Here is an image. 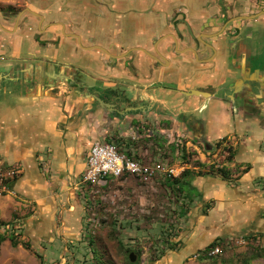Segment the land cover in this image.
I'll use <instances>...</instances> for the list:
<instances>
[{"label": "crops", "instance_id": "1", "mask_svg": "<svg viewBox=\"0 0 264 264\" xmlns=\"http://www.w3.org/2000/svg\"><path fill=\"white\" fill-rule=\"evenodd\" d=\"M224 5L231 17L264 13V0H0V163L20 168L11 182L14 193L0 196V239L16 238L21 231L32 245L80 238L89 206L101 196L81 180L97 141L138 154L166 150L171 165L185 160L177 177L184 224L159 264L205 260L213 242L221 246L224 238L260 235L264 111L234 114L220 95L181 92L219 87L226 48H220L214 64H186L183 59H192L183 55L181 63L171 57L172 63L157 66L138 49L151 50V40L163 32L159 28H173L178 18L196 33L215 30L223 23L215 17ZM246 22H259L264 29L263 16ZM142 35L144 40L138 38ZM133 59L136 75L130 69ZM92 94L112 105L101 106ZM143 123L157 136L136 131ZM168 133L183 135V156L167 145ZM216 146H223L222 169L211 165ZM102 187V197L112 196L119 220L125 206L142 208L152 198L131 174L110 176Z\"/></svg>", "mask_w": 264, "mask_h": 264}, {"label": "rangeland", "instance_id": "2", "mask_svg": "<svg viewBox=\"0 0 264 264\" xmlns=\"http://www.w3.org/2000/svg\"><path fill=\"white\" fill-rule=\"evenodd\" d=\"M185 7L189 8L187 5ZM124 198L126 202L130 201L127 196L122 195L121 199ZM114 206L111 195L100 196L99 202L95 200L89 206L80 238L74 240V243L60 239V243L56 245L53 242L32 245L31 241H26L28 239L23 231L15 234L19 242L17 245L10 239H0V264H159L169 248L165 247L161 256H153L154 246L160 243L161 236L160 227L153 226L152 223L153 218L157 217V211L147 213V208L133 209L127 205L120 212L124 220H119V213ZM183 224L184 220L181 218L179 231ZM60 231L61 229H56L55 233H61ZM259 234L224 238L221 250L216 255L184 263L264 264V230ZM37 235L40 233L37 232ZM41 239L42 237L40 241ZM26 242L31 244L30 248L24 246ZM131 251L136 253L135 262L130 261Z\"/></svg>", "mask_w": 264, "mask_h": 264}, {"label": "flooded vegetation", "instance_id": "3", "mask_svg": "<svg viewBox=\"0 0 264 264\" xmlns=\"http://www.w3.org/2000/svg\"><path fill=\"white\" fill-rule=\"evenodd\" d=\"M239 5V3H230L229 7L236 8ZM226 6L228 7V5ZM224 7L225 5L220 6L215 17V22L224 18L223 23L215 30L196 33L194 28L184 27L183 18H178L172 24L173 28H159L163 32L151 40V50L144 47H138V49L144 51L153 61V65L157 66L166 62L172 63L171 57L177 58L181 63L180 58L183 55L192 59H183L182 62L186 64L192 62L214 64L220 55V48L225 47L228 55L226 69L223 71L224 73H221L223 75L222 84L219 87L208 84L199 87L198 90L211 94L209 97L216 94L222 96L223 100L231 105L234 114L242 109L244 114L260 116L264 111V29H261L259 22L254 26H249L246 21L260 16L264 17V13L253 19H236L226 24L233 17L228 16V11L224 10ZM236 21H243V23L233 25ZM180 23L183 27L178 26ZM166 25H168L167 22ZM138 38L144 40L146 35ZM164 42H169V45L163 47ZM203 51H208L209 54L203 56ZM167 52H171L172 56H166ZM230 68L233 69L230 70ZM130 69L134 75L138 74V67L134 59L131 60ZM150 71L152 72V69ZM88 90L93 92L94 89L88 88ZM118 92L121 94V98L126 93L123 90ZM126 107L128 106H125L123 110ZM162 108L160 106V109Z\"/></svg>", "mask_w": 264, "mask_h": 264}, {"label": "built area", "instance_id": "4", "mask_svg": "<svg viewBox=\"0 0 264 264\" xmlns=\"http://www.w3.org/2000/svg\"><path fill=\"white\" fill-rule=\"evenodd\" d=\"M147 125V123L140 124L137 126L136 131L144 129L148 135L152 133L157 136L153 126ZM167 138L169 141H167V145H175L177 155L183 156V135L175 138L172 133H168ZM224 145L226 144L224 143ZM222 149L223 146L220 148L216 146L215 154L213 155L214 160L211 162L214 168L222 169L226 166L219 158V153ZM165 154L166 150L158 152L147 151L138 154L125 146L113 142L97 141L91 147L87 159V167L81 179L83 183L89 186L92 194L101 195V197L103 192L102 181L107 180L110 176L121 178L125 174H131L139 180L142 187L152 195L147 205L142 206V208L144 210L147 208V213H152V210L157 211V217L153 218L152 223L153 226L157 225L160 227L161 236L159 239L160 243L158 242V245L156 243L154 246L153 256L155 258L162 255V250L165 247L169 248L173 237L178 233L181 220V209L179 208L184 204L183 201H180L182 197L176 179L178 173L186 166L185 160L182 159L180 165H171L165 160L167 159ZM19 174L20 168L18 166L13 165L5 168L0 163V196L14 193L11 188V182ZM165 181H170V183L166 184L164 183ZM220 250L221 246L217 244L208 249L206 255L208 257L214 256Z\"/></svg>", "mask_w": 264, "mask_h": 264}, {"label": "water", "instance_id": "5", "mask_svg": "<svg viewBox=\"0 0 264 264\" xmlns=\"http://www.w3.org/2000/svg\"><path fill=\"white\" fill-rule=\"evenodd\" d=\"M28 11H31V9L27 8ZM32 12V11H31ZM260 13H257V14H254V15H250V16H247V15H240V16H237V17H233L231 19H229L226 24H228L229 22L231 21H234L236 19H253L257 16H259ZM97 47H100V46H97ZM101 48V47H100ZM103 49V48H102ZM106 51V49H104ZM181 92L185 95H203V96H206V97H209L211 94L207 93V92H203V91H200L198 89H190V90H181ZM94 96V98L96 99V101H98V103L103 106V107H110L112 104L109 103V102H106L104 99H102L100 96L98 95H95V94H92ZM130 261L131 262H135L136 261V254L134 252H131L130 253Z\"/></svg>", "mask_w": 264, "mask_h": 264}, {"label": "trees", "instance_id": "6", "mask_svg": "<svg viewBox=\"0 0 264 264\" xmlns=\"http://www.w3.org/2000/svg\"><path fill=\"white\" fill-rule=\"evenodd\" d=\"M176 182L179 183L177 179H176ZM3 239H5V237H3L2 240H3ZM10 239H11V241H12L14 244H16V245L19 243V242L17 241L16 238H10ZM216 244H217L216 242H213V243H211L210 246H214V245H216ZM24 246L27 247V248H30V247H31V244L28 243V242H26V243H24ZM210 246H209V247H210ZM134 253H135V252H134ZM135 254H136V253H135Z\"/></svg>", "mask_w": 264, "mask_h": 264}]
</instances>
